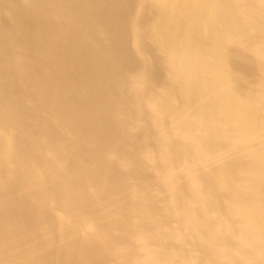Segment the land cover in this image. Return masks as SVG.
<instances>
[{"label": "bare ground", "instance_id": "1", "mask_svg": "<svg viewBox=\"0 0 264 264\" xmlns=\"http://www.w3.org/2000/svg\"><path fill=\"white\" fill-rule=\"evenodd\" d=\"M0 264H264V0H0Z\"/></svg>", "mask_w": 264, "mask_h": 264}]
</instances>
